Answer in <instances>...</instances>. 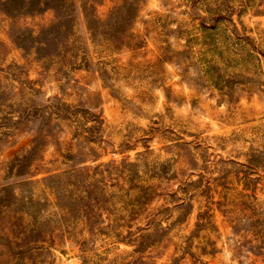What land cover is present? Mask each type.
Returning <instances> with one entry per match:
<instances>
[{
  "label": "rangeland",
  "instance_id": "1",
  "mask_svg": "<svg viewBox=\"0 0 264 264\" xmlns=\"http://www.w3.org/2000/svg\"><path fill=\"white\" fill-rule=\"evenodd\" d=\"M0 264H264V0H0Z\"/></svg>",
  "mask_w": 264,
  "mask_h": 264
}]
</instances>
